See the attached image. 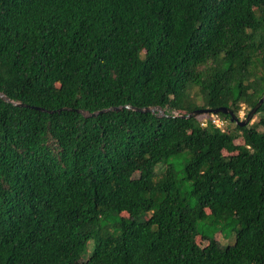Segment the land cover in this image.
<instances>
[{
  "label": "trees",
  "instance_id": "1",
  "mask_svg": "<svg viewBox=\"0 0 264 264\" xmlns=\"http://www.w3.org/2000/svg\"><path fill=\"white\" fill-rule=\"evenodd\" d=\"M0 93V264H264V102L186 117L264 95V0H0Z\"/></svg>",
  "mask_w": 264,
  "mask_h": 264
},
{
  "label": "rangeland",
  "instance_id": "2",
  "mask_svg": "<svg viewBox=\"0 0 264 264\" xmlns=\"http://www.w3.org/2000/svg\"><path fill=\"white\" fill-rule=\"evenodd\" d=\"M247 111H248V109L244 105L241 108V110L239 111V117L241 119L246 118V116L248 114ZM255 118H256V115H254V117L251 119V122H253L255 120ZM227 124H229V123L227 122ZM236 142L237 143H240L241 142V138L240 137L237 138ZM137 162H138V166H140L142 164V162H143V159L139 157V158H137ZM139 175H140V170L137 169V171L134 174V178H138ZM207 212L208 213L212 212V208L208 207L207 208ZM123 215L124 216H128V214L126 212L123 213ZM147 216H148V214L145 213V214L137 217L135 220H139V221L140 220H144V219L147 218ZM217 225H218V227H221L222 226V223H218ZM210 228H211L210 227V224L207 223L206 225H204V230H206V231L209 232V229ZM210 237H212L211 234L210 235L208 234L207 236H204V235L199 234L196 237V243L200 247H204L205 245H207L210 242V240H211ZM213 238L216 241L220 242L221 245H224L225 246V245L231 244V243H233L235 241V230L234 229H231V228H225V229H223L220 232H216L214 234ZM94 246H95V242L93 240L89 241L88 247H87L86 251L81 255L80 261H78L75 264H87V261H88L90 255H91V253H92V251L94 249Z\"/></svg>",
  "mask_w": 264,
  "mask_h": 264
},
{
  "label": "water",
  "instance_id": "3",
  "mask_svg": "<svg viewBox=\"0 0 264 264\" xmlns=\"http://www.w3.org/2000/svg\"><path fill=\"white\" fill-rule=\"evenodd\" d=\"M0 96H2L6 100H9L7 97L4 96L3 93H0ZM263 102H264V95L261 97V99L258 101V103L249 111V113L247 114L246 118H244V119H241L231 108H228V107H225V106H221V107H218V108L196 109V110L190 112L189 114H187L186 117H194V116H197V115L202 114V113H219V112H222V113L230 114L232 122H235L239 126H245L249 122H251V119L254 117L255 113L257 112V110L259 109V107L262 105ZM26 106L32 107V108H36V109H39V110L53 112V110H47V109H44V108L39 107V106H33V105H29V104H26ZM63 109H71V108L64 107ZM109 109L120 110L121 106L111 107ZM109 109H103V110H100V111H97V112L88 113L87 115L96 116L98 113L105 112V111H107ZM135 109L138 110V111H152V112L158 111L160 113V115H164L165 114L164 109L159 107V106L135 107ZM78 111L83 113V114L86 113V111H84V110H78Z\"/></svg>",
  "mask_w": 264,
  "mask_h": 264
},
{
  "label": "built area",
  "instance_id": "4",
  "mask_svg": "<svg viewBox=\"0 0 264 264\" xmlns=\"http://www.w3.org/2000/svg\"><path fill=\"white\" fill-rule=\"evenodd\" d=\"M211 122L216 127L224 128L226 126V121L222 119L217 113H211L210 118L204 117L200 119L202 126H207Z\"/></svg>",
  "mask_w": 264,
  "mask_h": 264
}]
</instances>
